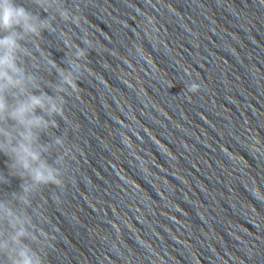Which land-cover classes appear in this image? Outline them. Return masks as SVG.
<instances>
[{
  "label": "clouds",
  "instance_id": "9594fccd",
  "mask_svg": "<svg viewBox=\"0 0 264 264\" xmlns=\"http://www.w3.org/2000/svg\"><path fill=\"white\" fill-rule=\"evenodd\" d=\"M44 5L46 0H36ZM64 19L68 13L61 11ZM77 17L75 22L79 23ZM49 27L47 21H41L17 0H0V154L11 161V171L21 179L28 178L30 183L23 185V193L19 197L28 203L27 194L37 190L42 185L52 184L59 188L65 186L60 169L48 163L43 157L49 146L41 145L39 134L55 121L45 119L38 115L37 110L47 116L64 115L62 101L47 94L37 95L30 90L29 85L38 87L34 76L27 74L19 61L22 55H30L23 48L20 41L25 37L38 36L40 31ZM87 43V41H85ZM87 57L85 49L77 46V59ZM53 66L55 67L54 62ZM84 70L89 69L84 65ZM63 83L68 85L73 92L79 93L80 89L72 72L60 70ZM58 87L56 91H63ZM189 91L196 93L199 85L192 84ZM55 143L63 145V140L57 138ZM260 141L253 138V151L260 152ZM69 154H74L72 149ZM63 157L57 161L61 162ZM255 184V181L253 182ZM252 194L260 201H264V194L259 186H254ZM7 224L12 233L5 239L3 225ZM31 220L27 216L18 214L4 202H0V252L7 253L10 264H44V261L29 245L23 243L24 238L36 241L38 236L29 231Z\"/></svg>",
  "mask_w": 264,
  "mask_h": 264
}]
</instances>
